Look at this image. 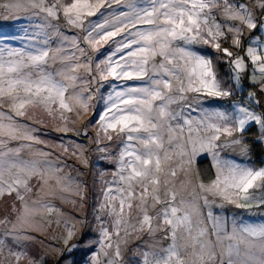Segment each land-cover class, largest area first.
I'll list each match as a JSON object with an SVG mask.
<instances>
[{
    "label": "snow or ice",
    "instance_id": "obj_1",
    "mask_svg": "<svg viewBox=\"0 0 264 264\" xmlns=\"http://www.w3.org/2000/svg\"><path fill=\"white\" fill-rule=\"evenodd\" d=\"M49 127L74 135L50 141ZM257 145L264 0H0V264H125L145 232L170 242L146 244L139 264H264V223L214 211L264 208V167L222 156ZM90 146L115 171L80 218L57 201L84 207L68 161L87 165Z\"/></svg>",
    "mask_w": 264,
    "mask_h": 264
},
{
    "label": "rangeland",
    "instance_id": "obj_2",
    "mask_svg": "<svg viewBox=\"0 0 264 264\" xmlns=\"http://www.w3.org/2000/svg\"><path fill=\"white\" fill-rule=\"evenodd\" d=\"M3 23L5 25L13 24L14 30L20 31L21 28L27 26L28 21L27 20L19 21V22L7 21ZM3 30L9 31L12 29H9L7 26H5ZM95 119L96 117L94 113L90 112L84 118V121H81V123ZM89 131L91 135H95V128H90ZM73 135H74L73 133H67V134L59 133L54 131V127H49L48 131L43 136V138L50 141L59 142V140L73 137ZM77 139H81V138H77ZM84 142L86 144L89 143L87 140H84ZM99 155L100 154L98 152L94 151V146H90L87 152V160H88L87 165L81 164L77 162L75 159H71L68 161V163L71 165L70 171L73 175H75L76 172L79 171L80 176L78 177V179L81 181L82 184L86 186L87 198L84 203V207L79 211H77V208L74 205L61 203L60 201H57L58 206L61 207L64 211L75 214L80 218H84L89 216L95 205H98L101 199V190L105 186L104 182H110L112 180L111 173L115 171V166L111 165L109 161H103L98 163L97 161ZM222 156H225V158H235L237 159V162H243L245 159H248L251 162L252 166L264 167V155L262 156V161H261L262 163L259 165L255 163V159L251 154L248 158L240 157L236 153H222ZM208 159L210 160V158ZM201 160H204V158L202 157L197 158L195 163L196 169L198 162ZM102 172L104 173V176L101 178L100 173ZM198 174L200 176L199 171ZM183 180H184L183 175H181L178 172L177 177L175 178V184L177 185V187L180 186ZM184 196L185 199H189V200L192 199L191 190L190 189L185 190ZM10 205H11L10 198L5 200H0V217L10 212L11 210ZM214 211L216 215L219 213L227 217L229 222H231L233 218H236L237 220H243L244 222L247 223H264V208L252 209L251 211H249L247 209H236L232 205H225L224 208H217L214 209ZM51 231L52 234L59 235L61 229L53 228ZM161 236H162L161 233H158L155 237H149L147 232L134 233L132 237L129 239V243L126 246H122V255L125 264H139L140 257L137 255V252L145 250V245L151 243L153 240L159 241L162 246L166 247L170 241L161 239ZM41 239L45 240L46 243L51 242L46 237H41ZM38 245H39V241H37V245L33 246V251L38 250L37 249ZM76 258L84 259L86 257H82L79 253H77ZM57 260H58L57 255H53L52 258L47 261V264H57ZM60 264H63V261H60Z\"/></svg>",
    "mask_w": 264,
    "mask_h": 264
},
{
    "label": "trees",
    "instance_id": "obj_3",
    "mask_svg": "<svg viewBox=\"0 0 264 264\" xmlns=\"http://www.w3.org/2000/svg\"><path fill=\"white\" fill-rule=\"evenodd\" d=\"M255 137H256L255 129L251 133L247 134V138L249 142L254 141ZM251 155L254 157L256 164L258 165L261 164L262 156L264 155L263 146H260V145L255 146ZM197 169L200 173V176L204 178L205 181L214 179V169H212L209 159H204V160L199 161L197 164ZM217 215H221V214L218 213Z\"/></svg>",
    "mask_w": 264,
    "mask_h": 264
}]
</instances>
